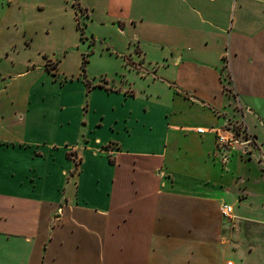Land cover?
Returning a JSON list of instances; mask_svg holds the SVG:
<instances>
[{
	"label": "crops",
	"instance_id": "crops-1",
	"mask_svg": "<svg viewBox=\"0 0 264 264\" xmlns=\"http://www.w3.org/2000/svg\"><path fill=\"white\" fill-rule=\"evenodd\" d=\"M8 1L24 41L0 44V264H256L264 0H157L154 29L148 0H108L101 23L132 34L100 47L71 0ZM229 124L255 143L224 160Z\"/></svg>",
	"mask_w": 264,
	"mask_h": 264
},
{
	"label": "rangeland",
	"instance_id": "rangeland-1",
	"mask_svg": "<svg viewBox=\"0 0 264 264\" xmlns=\"http://www.w3.org/2000/svg\"><path fill=\"white\" fill-rule=\"evenodd\" d=\"M32 1V0H30ZM76 2L78 0H71V5L75 6L76 10L80 14V22L81 26L84 29L85 37H87L86 43L101 46L106 41H113V42H125V38L128 41V38L131 36L132 33L127 32L126 37H120L115 31L113 30V25L111 23H101L102 19L105 18V12L108 6V0H79L80 6L83 8V13L79 7L76 6ZM10 4L8 0H0V44L4 43H12L16 47H20L23 45V39L18 30L19 24L18 21V13L15 11V7L12 6L10 8ZM148 10L146 11V18L145 24L146 27L149 29H154L155 26H158L159 23V16L157 14V0H148ZM89 10H88V9ZM11 9V10H9ZM89 14V15H88ZM140 14V11L136 10L135 8L132 9L130 16L137 17ZM88 15V16H87ZM120 21V20H119ZM119 25V22H116ZM116 25V26H117ZM132 26V25H131ZM133 28V27H131ZM4 32L6 35H4ZM25 42H32L31 38H26ZM136 44V41H134ZM4 64H7L6 61H3ZM11 61L8 62L9 65ZM96 67V59L93 61V68ZM12 69V68H10ZM1 78V75H0ZM9 79V78H8ZM3 79H0V84L3 83ZM230 115L233 118L239 117L240 113L236 111L235 102L232 98H230ZM10 105L6 108V115L3 116L0 112V119L5 118L10 123L9 112ZM234 115V116H233ZM259 261H255L256 264H264V254H257ZM245 264H249L247 261ZM254 264V263H251Z\"/></svg>",
	"mask_w": 264,
	"mask_h": 264
},
{
	"label": "built area",
	"instance_id": "built-area-1",
	"mask_svg": "<svg viewBox=\"0 0 264 264\" xmlns=\"http://www.w3.org/2000/svg\"><path fill=\"white\" fill-rule=\"evenodd\" d=\"M83 13V12H82ZM78 19L80 14L78 13ZM198 132L205 131L202 127L197 128ZM217 147L223 151L224 160L227 159V151L234 149L236 146H242L244 152L247 153L249 147L254 145V138L246 131L244 127L236 124H229L226 128L216 130ZM222 213L225 216L231 217L233 214V206L230 204L222 205ZM226 264H233V261H228Z\"/></svg>",
	"mask_w": 264,
	"mask_h": 264
},
{
	"label": "trees",
	"instance_id": "trees-1",
	"mask_svg": "<svg viewBox=\"0 0 264 264\" xmlns=\"http://www.w3.org/2000/svg\"><path fill=\"white\" fill-rule=\"evenodd\" d=\"M76 3H77V2H76ZM76 6L79 7L80 10L83 12V9L79 6L78 3L76 4ZM77 14H78V13H77ZM87 16H88V15H87ZM78 27H79V29H80V31H81V34H82V37H83V35H84V29H83V27L81 26L80 19H78ZM86 62H87V58L84 60L83 65H82V69H83V71H85V65H86Z\"/></svg>",
	"mask_w": 264,
	"mask_h": 264
}]
</instances>
